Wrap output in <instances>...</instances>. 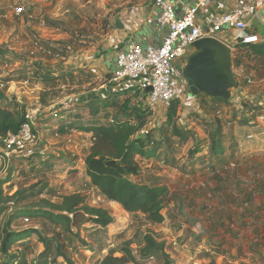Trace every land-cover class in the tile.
<instances>
[{"label": "rangeland", "instance_id": "1", "mask_svg": "<svg viewBox=\"0 0 264 264\" xmlns=\"http://www.w3.org/2000/svg\"><path fill=\"white\" fill-rule=\"evenodd\" d=\"M69 5L71 6L72 2ZM15 6H23L24 11L16 15L13 10ZM45 6L44 16L41 14L35 16L37 12L32 14L33 6L29 8L25 3H11L10 7L0 12V48L7 51L4 55H0V80L9 78L11 81L6 87L7 94L10 97L16 96L17 101L28 110L38 108L37 113H41V116L51 113L42 111L47 110L42 108L43 105L48 107L50 104L52 106L57 104L56 102H63L70 94L75 98L86 91L84 95H87L98 82L88 73L79 76L73 73L74 70L67 69L64 73L60 69L62 64L60 58L63 55L67 56L73 50L72 45L67 48L68 44H72L73 39L70 43H64L57 35L65 29L72 30L73 25L61 20L64 17L63 9H58L59 6H56L55 2ZM28 14H32V18H28ZM100 15L97 21L101 25L99 29L94 30L95 33L84 28L85 36L80 40L85 43L82 44L93 41L94 36L99 37L100 34L106 33L108 16H103L102 13ZM41 20H44L45 25L40 24ZM79 25L76 24L72 31H79L81 28ZM113 27L112 25L110 29ZM235 58L239 59V65L232 63V71L240 87L232 90L234 100L229 104L221 103L219 111L214 112L215 106L208 97L193 96L188 89L187 97L180 99L178 110V122L193 128L197 138L204 137L202 129L204 120L210 121L215 117H221L225 121L236 115L233 128L226 127V131L233 133L236 143L235 158L232 163L223 167L217 166L216 170L205 168L200 163L196 165L194 171H191L187 167L188 150L193 144L191 140L184 146L175 147L178 163L175 166L166 165L161 160L153 158L137 157L140 170L137 175L132 176L133 180L151 183L157 179V182L166 184L169 188L163 210L165 219L161 224L150 227L157 233L159 239L166 242L167 251L176 264H201L204 261V252L208 250L210 253L218 252L216 264H264V108L247 124L242 121L243 117H247L245 115L247 108L243 104L245 100L264 104V56L254 54L248 46L241 45L237 49ZM182 61L184 64V60ZM32 62L40 63L43 70H51V75L58 76V80L46 85L42 81L40 83L32 73H28L29 67L33 65ZM67 72H70L71 76L67 75ZM24 73L23 78L21 76ZM62 74H66V78L59 77ZM27 77L28 81L24 83ZM76 79L88 80V82L75 83ZM248 79L251 82H248ZM39 85L45 90L39 93L36 89L31 90ZM110 91L112 92V89ZM241 91L247 96L241 97ZM238 96L241 99L237 98ZM124 98L126 97L122 96L118 100H125ZM238 101L242 103L245 111L236 109ZM166 108L167 105L162 103L153 107L148 128L162 123ZM107 110L110 111V108L108 107ZM56 112L64 115L66 110L59 109ZM50 116L35 122L38 139L29 147L30 150L26 155L18 154L4 161L0 160V182L4 181L3 193L11 194L17 188L27 187L39 180L56 187L59 193L80 191L86 195L91 204L107 207L114 218V225L107 227L108 242L104 241L107 242L105 244L107 247L101 253L102 256L110 248L118 246L117 244L123 239H134L137 230H145L148 224L144 223L142 215H131L123 211L120 206L107 204L88 186L82 164L85 149L81 145L88 141L86 135L72 131L64 136H53L52 131L47 130V123L51 121ZM99 116H102V113ZM34 152H39V156L30 158ZM184 165L186 170H181ZM249 194L251 197L246 199ZM35 224L38 225V222L23 219L15 223L20 228ZM121 230L124 234L116 237L117 232ZM81 233L89 239L84 231ZM31 242L34 246L33 250L38 252L35 236ZM133 248H136L135 244ZM72 256L76 264L97 263L96 256L89 258V251H82L79 255L72 254ZM160 262L161 260L153 258L144 263L159 264Z\"/></svg>", "mask_w": 264, "mask_h": 264}, {"label": "trees", "instance_id": "2", "mask_svg": "<svg viewBox=\"0 0 264 264\" xmlns=\"http://www.w3.org/2000/svg\"><path fill=\"white\" fill-rule=\"evenodd\" d=\"M245 46L254 54L264 56V41ZM6 52L0 48L1 56ZM232 63L239 65V59L234 58ZM32 64L28 73H32L40 83L46 85L58 80V76L51 75V70H43L40 63ZM67 73L71 76L70 72ZM63 75L67 76L62 74L59 77L63 78ZM21 77L24 78L25 73ZM25 80L28 81V77ZM9 81V78L0 80L3 83L0 89V156L4 147L2 139L7 133L15 134L22 124L29 122L26 106L21 105L16 96L7 94ZM202 95L212 101L214 112L219 111L221 103L229 104L231 101L203 93L196 96ZM122 96L126 97L125 100L119 101ZM139 96L141 91L138 87L130 86L114 89L108 97L82 98L81 110L76 111L70 121L56 122V128L51 132L53 136H64L72 131L90 133V145L83 159L88 186L107 201L118 203L128 214L142 215L144 223L149 225L145 230H137L134 237L138 239H123L118 246L102 255L96 264H145L150 258L161 260L159 264H176L167 251L166 242L159 239L150 227L161 224L165 219L163 210L169 188L157 179L151 183L133 180L132 176L140 170L137 157L153 158L175 166L178 164L175 147L184 146L191 140L193 144L188 150L187 166L191 171L200 163L205 168L216 170L217 166L231 164L235 158V138L231 131H226V127L233 128L236 115L225 121L221 117L204 120V137L197 138L193 128L178 122L179 98L168 102L160 125L148 128L152 109L144 106ZM243 104L247 108L246 111L243 109L247 116L242 120L245 124L264 108L263 103L257 104L252 100H245ZM33 133L37 131L34 129ZM35 155L39 156V152H34L30 158ZM181 170H186L185 165ZM3 182H0V264H76L72 254L79 255L86 250L98 253L107 247V242H104L107 227L114 223V218L108 208L88 202L84 193H59L56 187L38 180L27 187L17 188L11 194H4ZM250 197L251 194L246 199ZM20 219L37 221L39 226L17 227L15 223ZM83 231L89 239L81 233ZM34 236L36 242L43 246L40 252L33 250L31 240ZM217 257V251L210 253L208 250L204 252L201 264H216Z\"/></svg>", "mask_w": 264, "mask_h": 264}, {"label": "built area", "instance_id": "3", "mask_svg": "<svg viewBox=\"0 0 264 264\" xmlns=\"http://www.w3.org/2000/svg\"><path fill=\"white\" fill-rule=\"evenodd\" d=\"M227 2L230 3L229 6L226 5ZM218 3L220 4L216 9L205 18L207 24L203 27L199 18L200 13ZM263 5L264 0H193L191 4L183 7L181 14H177L173 3L168 0H157L158 22L167 28L166 35L157 45L143 46L137 42H128L122 49L117 50L110 76L111 84L116 89L137 86L141 91L139 100L151 109L160 103L167 105L171 99H181V96L174 91L178 85L173 70L174 61L185 60L190 52L189 45L203 37L216 38L228 46L233 60L239 46L264 40V19L260 22L262 32L248 30L249 19L256 15ZM13 10L19 15L24 11V7L15 6ZM30 15L28 14L29 17ZM40 23L45 25L44 20ZM248 82L251 80L248 79ZM24 83L27 81L24 80ZM146 86L151 90L144 95L143 89ZM2 87L3 83L0 82V89ZM240 95L247 96L244 91H241ZM241 97L237 98L241 99ZM236 109L243 111L240 101L237 102ZM34 114L28 112L29 122L22 124L17 133H7L2 139L4 147L0 160L4 161L18 154L26 155L30 150L29 147L35 144L34 141L38 138L31 127ZM53 115L57 116L55 112Z\"/></svg>", "mask_w": 264, "mask_h": 264}, {"label": "crops", "instance_id": "4", "mask_svg": "<svg viewBox=\"0 0 264 264\" xmlns=\"http://www.w3.org/2000/svg\"><path fill=\"white\" fill-rule=\"evenodd\" d=\"M168 1L175 5V11L177 14H181L183 7L193 2V0ZM54 2L56 6H59L58 9H63L62 15H64V17L61 18L62 21L71 23L73 25L72 30L75 28L76 24H80L79 27H81L79 28V31L65 29V31H61L58 33L57 37L62 39L64 43H70V40L73 39L72 44L67 45L68 49L71 47V45L73 46V50L70 52V54H68L67 56L63 55L62 57L59 56L61 57L60 59H62L60 69H62L64 73L67 71V69L74 70L73 73H76L79 76L88 73L90 74V77H93L98 82L95 84V88H92V92L87 95H84L86 91H84L85 93L81 92L83 93V95L76 96L75 98L71 96L73 94H70L64 98L65 101L63 102L59 101L56 102L57 104H52V106L50 104L48 107L46 105H43L42 108H47V110L42 111L51 112L49 114L47 113V116H53L51 118V121L47 123L48 131H53L56 128V122H60L63 120L70 121V117H72V115L76 111H79L81 109L80 106L82 104L80 103V101L82 98L87 99L89 96L100 98L108 97L111 94L110 89H112V92L114 89H116V87H112L111 85L110 76L114 67V58L117 47L122 41L127 39L125 43L137 42L143 46L148 44L157 45L161 43L163 37L167 33V28L160 25L158 22L159 8L157 6V0H0V12L5 11L6 7H10L11 3H25L26 5H29V8H31V5L33 6L32 14L37 12V14H34L35 16L38 14L44 16L45 14L43 12H46L45 5H51ZM70 2H72L71 6L69 5ZM220 3L222 5V2ZM220 3L211 5L209 9L204 10L200 13L199 18L202 21L201 23L203 24V27H205L207 24L205 21L207 15H209V13H212V11H214V9H216V7ZM225 3L223 4V7ZM226 5L229 6L230 3L227 2ZM101 13L103 14V16H108L106 33L100 34L99 37L94 36L92 38L93 41H90L87 44H82V42L85 43V41L80 40V38L85 36L83 34V30H85L84 28L95 33L94 30L99 29L98 27L101 25V23L97 21V18L101 16ZM32 14L30 15V17H27L32 18ZM262 19H264V5L258 10V13L256 15L252 16L249 19L250 26L248 27V30L251 32H262L260 25ZM117 21L119 22L120 27L116 25ZM87 24L90 25L86 26ZM112 25L114 27L110 29ZM88 37L91 36L88 35ZM182 65V60H175L173 63L174 75L178 83V85L174 88V91L175 94L180 95L181 97H187L186 90H188V86L187 84H185V80L181 76H178L179 68ZM63 78H66V76L63 75ZM82 81L88 82V80L84 81L82 79H76L75 83H83ZM110 85L111 87H109ZM74 86H76V84ZM35 89L38 90V93L39 91L45 90V88L41 85L31 88V90ZM59 109L66 110L65 114L59 115L56 112ZM28 111L29 113H35L32 126L37 131L35 122L41 119H45L47 116L46 114H43L41 116V113H37L38 108ZM54 112L57 114V116L55 117L53 115ZM59 116L63 118L60 119ZM164 117L165 116L162 117V120L164 119ZM78 133L86 135L88 139L85 144H81L82 147L84 146L85 150L83 156H85L90 145L91 134L79 131ZM82 162V164L84 165V161ZM73 172H76V170H73ZM91 189L94 190L93 188ZM104 201L112 206H120L118 203L113 201H107L106 199H104ZM112 225H114V223ZM122 232L123 230L117 232V234H121ZM42 249V244L38 243V252H40ZM104 250L105 249H102L98 253H94L90 250H86V252H90L89 258L96 256L95 261H97L101 257V253ZM89 258L87 259L89 260Z\"/></svg>", "mask_w": 264, "mask_h": 264}, {"label": "water", "instance_id": "5", "mask_svg": "<svg viewBox=\"0 0 264 264\" xmlns=\"http://www.w3.org/2000/svg\"><path fill=\"white\" fill-rule=\"evenodd\" d=\"M116 25L120 27L118 21ZM126 41H122L117 50L122 49ZM189 49L179 72L190 93L193 96L203 93L213 98L232 100V90L239 88V82L232 71L230 48L216 38L203 37L192 42ZM150 90L146 86L143 94Z\"/></svg>", "mask_w": 264, "mask_h": 264}]
</instances>
